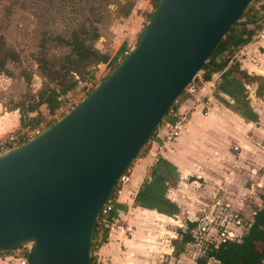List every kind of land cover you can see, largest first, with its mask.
Here are the masks:
<instances>
[{
  "label": "water",
  "instance_id": "1",
  "mask_svg": "<svg viewBox=\"0 0 264 264\" xmlns=\"http://www.w3.org/2000/svg\"><path fill=\"white\" fill-rule=\"evenodd\" d=\"M252 0H157L128 55L78 104L0 155V254L89 264L98 212Z\"/></svg>",
  "mask_w": 264,
  "mask_h": 264
},
{
  "label": "crops",
  "instance_id": "2",
  "mask_svg": "<svg viewBox=\"0 0 264 264\" xmlns=\"http://www.w3.org/2000/svg\"><path fill=\"white\" fill-rule=\"evenodd\" d=\"M154 1L134 0L129 15L119 18L117 52L135 43L143 15ZM261 31L264 35V27ZM233 62L247 76L264 79V37L238 50ZM208 85L213 86L209 91ZM255 89V83L227 67L210 76L202 91L211 99L210 111L191 113L179 137L156 161L142 150L130 164V182L108 218L122 221L124 231L101 226L92 250L94 262L172 264L182 255L172 256L178 231H185L186 223H195L193 231L199 223L212 221L216 199L229 207L232 192L239 201L231 206L244 211L245 199L239 198L253 179L264 176V96L256 97ZM18 129L17 111L0 112V136ZM0 264L10 263L0 257Z\"/></svg>",
  "mask_w": 264,
  "mask_h": 264
},
{
  "label": "rangeland",
  "instance_id": "3",
  "mask_svg": "<svg viewBox=\"0 0 264 264\" xmlns=\"http://www.w3.org/2000/svg\"><path fill=\"white\" fill-rule=\"evenodd\" d=\"M107 15L98 24L99 37L95 48L105 57L104 64L92 68L83 80H77L75 88L61 97L59 108L50 118L51 124L69 111V107L78 104L89 92L108 76L114 68L105 66L117 52L114 47L115 30L119 18L114 15L117 4L126 0H106ZM157 1V0H155ZM96 0H0V36L5 47L16 54L15 62L5 64V73H0V112L2 114L15 106H24L36 100L37 93L46 87L54 88L48 78L52 62L63 56L65 49L57 46L54 36H67L77 29L87 18H92L91 9ZM153 4L150 12L153 11ZM144 19V18H143ZM146 21L143 20L142 27ZM143 29V28H142ZM141 29V30H142ZM138 34L135 36V42ZM43 60V62H41ZM45 60L48 64L43 67ZM51 64V65H50ZM200 74L201 72H198ZM62 105H65L63 108ZM16 111V110H15ZM34 114H29L31 118ZM49 119L41 122L49 127ZM264 142V141H263ZM264 175V172H261ZM245 193L244 211L231 206L239 200L230 192V206L215 203L216 208L210 211L212 221L201 222L191 232L192 242L184 246L182 255L172 264H195V259L203 256L208 245L217 244L223 237L239 239L247 230L255 209L264 207V176L255 178ZM231 193L233 195H231ZM236 194V193H235ZM223 235V236H222ZM252 249L261 252L264 242H256ZM208 264H216L208 260Z\"/></svg>",
  "mask_w": 264,
  "mask_h": 264
},
{
  "label": "trees",
  "instance_id": "4",
  "mask_svg": "<svg viewBox=\"0 0 264 264\" xmlns=\"http://www.w3.org/2000/svg\"><path fill=\"white\" fill-rule=\"evenodd\" d=\"M106 2V0H96V5L90 11L92 18H87L77 29L70 31L67 36L53 37L57 46L65 49V54L53 60L51 63L53 68L48 71V78L53 83L54 88L46 87L37 93L35 101L28 102L24 106H15L12 109L19 114L20 128L34 126L39 122L46 121V119H49V122H46L47 126L50 125L52 123L50 118L59 108L62 101L61 97L66 96L75 88L77 84L75 77L83 80L92 68L106 61L105 57L94 46L99 37L98 24L107 15ZM156 3L157 1L153 2V8H155ZM133 5L134 0H126L122 4H117L113 13L118 18H125L129 15ZM150 15L151 12L144 14V20L147 21ZM263 27L264 0H252L234 26L219 39L200 68L202 80L208 81L212 74L219 73L227 67L229 71L236 73L245 81L256 84V97L264 96V79L247 76L238 71L233 61L228 63L234 52L248 44ZM16 60V54L5 47L0 36V73H5V64L8 61L15 62ZM46 64L48 62L45 60L42 66L45 67ZM29 114H34V116L30 118L28 117ZM141 150L138 154L141 153ZM101 226L102 224L98 220L91 234L89 264H94L92 250L98 244L95 242V238L100 232ZM194 227L195 223H186V230L178 231L180 240L172 245L174 258L183 252L184 246L192 242L191 231ZM257 241L264 242V207L253 211L248 228L239 239L231 240L223 237L217 244L208 245L203 256L195 259V264H208V260H213L216 264H264V248L261 252L251 248L252 244Z\"/></svg>",
  "mask_w": 264,
  "mask_h": 264
},
{
  "label": "built area",
  "instance_id": "5",
  "mask_svg": "<svg viewBox=\"0 0 264 264\" xmlns=\"http://www.w3.org/2000/svg\"><path fill=\"white\" fill-rule=\"evenodd\" d=\"M263 37V32L259 31L252 37L251 41H259L263 39ZM134 44L135 43L125 45L112 56L110 61H107L105 66L115 68L128 55ZM236 55L237 52H234L228 63L233 61ZM204 84L205 82L202 80L200 74H196L167 109L150 139L142 148V150H145L146 153L151 156L153 161H156L165 151L166 147L179 137L191 113L198 109L202 115H206L212 108L211 99L202 92ZM212 88V85H208L205 87V90L207 89L209 91ZM62 107L64 108L65 105H62ZM73 107H69V110ZM44 127L45 125L39 122L34 126H26L22 129L13 130L1 135L0 155L34 138L44 130ZM151 166L152 163L148 167L150 168ZM130 173V167H128L117 179L110 195L98 212L99 222L109 232L122 233L124 231L122 221H109L108 218L110 213L114 210L118 199L130 182ZM27 252L28 248H23L0 254V257H2L3 261L10 264L14 262L17 264H26ZM94 264L98 263L94 262Z\"/></svg>",
  "mask_w": 264,
  "mask_h": 264
}]
</instances>
